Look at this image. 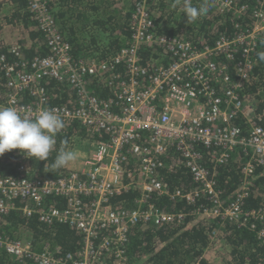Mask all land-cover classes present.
<instances>
[{"label":"built area","instance_id":"2783aa9c","mask_svg":"<svg viewBox=\"0 0 264 264\" xmlns=\"http://www.w3.org/2000/svg\"><path fill=\"white\" fill-rule=\"evenodd\" d=\"M157 1L136 0L130 34L113 55L75 58L47 1L30 0L48 53L10 63L1 55V68L14 91L0 96V107L13 106L32 117L55 110L65 131L79 124L98 138L87 137L93 149L80 167H68L59 177H31L25 163L17 174L0 173V215L18 211L44 225L68 224L83 236L77 253H55L0 233V247L15 259L105 264L106 258L115 257L124 262L132 227L181 225L191 215L162 210L153 197L164 194L191 203L205 199L192 214L235 220L264 241V207H246L250 187L264 173V122L257 120L256 104L242 92L256 67L255 52L264 42V0H211L230 18L233 32L201 47L158 31L152 12ZM20 47L16 44L10 51L19 53ZM144 51L151 56L146 63ZM51 80L71 87L70 105L49 104ZM93 83L102 84L110 96L99 95ZM238 117L245 120V128L234 122ZM237 149L245 155V178L226 204L207 160L213 167L222 165ZM165 168L187 171L196 186L170 191L162 174ZM132 188L140 190L136 205L114 208L112 197ZM219 234L213 229L211 239ZM191 264L203 263L195 259Z\"/></svg>","mask_w":264,"mask_h":264},{"label":"trees","instance_id":"16d2710c","mask_svg":"<svg viewBox=\"0 0 264 264\" xmlns=\"http://www.w3.org/2000/svg\"><path fill=\"white\" fill-rule=\"evenodd\" d=\"M57 27L70 42L71 52L75 58H107L113 55L130 34V17L136 0H46ZM198 4L199 0H192ZM253 3L254 0H249ZM176 0H158L152 5V12L156 18L157 29L161 33L183 37L196 46L213 44L221 33L233 32L232 22L227 15L221 14L210 0L211 8L207 16L199 18L194 24L186 22L182 10L183 0L173 7ZM38 19L30 9V0H0V96L7 97L14 91L9 86L5 70L1 68V55H7V61L30 59L36 55H46L48 46L44 33L40 29ZM16 44L20 45L19 55L10 51ZM264 52L262 42L255 52L256 67L252 78L243 84V96L257 106V120L264 122V62L259 61L258 53ZM146 63L150 53H142ZM233 64V63H232ZM99 95L110 96L108 89L102 84L91 85ZM50 105H70L74 91L66 83L51 80L48 83ZM27 100V99H26ZM236 124L246 127L243 118H236ZM75 132L83 137L93 135L79 124H74L67 131L61 130L56 136V149L47 161L29 158L19 149H13L0 156V173L17 174V167L25 163L30 167L31 177L53 178L68 171V167L53 168V163L61 147L68 149ZM98 138V137H97ZM244 153L242 149L235 150L227 163L214 168L221 198L226 204L232 200L235 190L244 179ZM173 157L170 161L173 162ZM133 163H128L132 167ZM134 166V164H133ZM263 169L259 168L258 173ZM164 182L170 191L176 189H192L196 185L187 171L181 168L162 171ZM250 194L246 200L247 209L264 207V173L250 187ZM140 194L139 189L132 188L120 195L112 197L114 208L135 206ZM153 201L167 212L191 213L181 224H166L157 226L152 223L139 224L131 228L130 241L127 246L124 262L119 263L115 257L105 259V264H191L195 259H201L203 264H210L202 258L205 250L212 245L211 231L219 228L221 241L228 245L229 253L225 256L224 264H264V241L256 231L247 225L240 227L235 220H223L214 217L208 220L201 214H192L197 206L206 203L199 199L196 203L175 198L164 194L154 196ZM25 202L17 200V203ZM56 203V199H52ZM0 233L22 240L26 235L33 245L41 249L48 246L51 250L60 248L63 252L77 253L82 245L83 236L74 227L65 223L48 226L42 224L37 217H27L21 212L12 211L7 215H0ZM0 264H34L33 261H20L11 258L0 247Z\"/></svg>","mask_w":264,"mask_h":264},{"label":"clouds","instance_id":"9594fccd","mask_svg":"<svg viewBox=\"0 0 264 264\" xmlns=\"http://www.w3.org/2000/svg\"><path fill=\"white\" fill-rule=\"evenodd\" d=\"M179 3L180 0H176L173 7ZM210 8V0H199L198 4H193L192 0H183L182 4L186 22L190 25L199 18L207 16ZM258 59L264 62V52L258 53ZM64 127V121L56 114L55 110L44 109L32 117L22 115L13 106L0 107V156L13 149H19L29 158L47 161L50 154L56 149V136ZM77 159L78 153L75 150L61 147L52 166L55 169H61ZM214 240L216 239H213L212 242ZM209 248L212 249L211 246ZM202 258L210 264H215L213 263L215 261L211 258L209 260L205 253ZM218 262L222 261L217 260L216 264ZM247 262L250 263L249 260ZM222 263L224 264V262Z\"/></svg>","mask_w":264,"mask_h":264},{"label":"rangeland","instance_id":"374dc122","mask_svg":"<svg viewBox=\"0 0 264 264\" xmlns=\"http://www.w3.org/2000/svg\"><path fill=\"white\" fill-rule=\"evenodd\" d=\"M92 149H93L92 145L87 146V144L84 141H82L79 143V147L75 151L78 153L79 158L84 159V157H86V155L88 154V151H91ZM71 150H74V149H71ZM1 166L2 165L0 163V168ZM22 238L26 239V235H22ZM219 239H216L212 242V245H211L212 249L207 248L205 250V254H207V256L209 257V260L210 258L213 259L215 261L213 263L215 264L217 260L224 262L223 260L225 259V256L229 253L228 245L225 246V242Z\"/></svg>","mask_w":264,"mask_h":264},{"label":"crops","instance_id":"0c3cea01","mask_svg":"<svg viewBox=\"0 0 264 264\" xmlns=\"http://www.w3.org/2000/svg\"><path fill=\"white\" fill-rule=\"evenodd\" d=\"M98 85V84H97ZM82 141H84L86 144H87V146H91V142H90V140L87 138V137H83L81 134H79V133H77V132H75V139H73L72 138V140H71V142H70V146H69V148L67 149V150H71V149H74V150H76L78 147H79V143L80 142H82ZM82 159L83 158H79L78 157V159L76 160V161H74V162H72L71 164H69L67 167H71V168H78V167H80L81 166V161H82ZM230 220V219H229ZM238 223V225L240 226V227H242V225H240V223L239 222H237ZM28 238L26 237V239H22V240H24V241H29L30 242V239H28ZM33 247L36 249V250H43V247L41 248V249H38V248H36L34 245H33ZM60 251V248H56V249H54V252L55 253H58ZM11 258H13V259H15L14 257H12L11 255H9ZM16 260V259H15ZM34 264H38V263H36V262H34Z\"/></svg>","mask_w":264,"mask_h":264},{"label":"bare ground","instance_id":"6f19581e","mask_svg":"<svg viewBox=\"0 0 264 264\" xmlns=\"http://www.w3.org/2000/svg\"><path fill=\"white\" fill-rule=\"evenodd\" d=\"M48 9H49V6H48ZM50 10V9H49ZM51 11V10H50ZM34 15H36V13L34 12ZM35 19H38V18H35ZM39 20V19H38ZM39 23H40V21H39ZM46 38V37H45ZM13 53H15L16 54V56H18L19 55V53H17V52H13ZM9 62V61H8ZM12 62V61H11ZM10 63V62H9ZM27 69V68H26ZM26 69H24L25 71H26ZM6 73V72H5ZM6 77H7V79H8V83H9V86L10 87H12L11 85H10V79H9V77L6 75ZM13 88V87H12ZM244 178H245V176H244Z\"/></svg>","mask_w":264,"mask_h":264}]
</instances>
